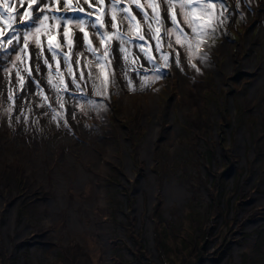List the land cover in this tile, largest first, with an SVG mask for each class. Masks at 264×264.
Segmentation results:
<instances>
[{
  "label": "rangeland",
  "instance_id": "obj_1",
  "mask_svg": "<svg viewBox=\"0 0 264 264\" xmlns=\"http://www.w3.org/2000/svg\"><path fill=\"white\" fill-rule=\"evenodd\" d=\"M148 1H144L145 6L142 0L138 3L143 6L149 17L152 32H156L158 24L152 19L154 14L150 12ZM217 1L223 5L221 14L226 20L222 19L219 23L216 9H207L214 13L211 26L206 27L200 34L192 33L185 24L184 17L177 10V25L183 29L184 33L181 35L176 30V26L172 24V11L169 10V19L163 27L165 30L171 29L172 33L169 35L166 32L165 35L159 36L155 47L156 53L151 52L150 48L153 46L147 39L131 42V44H136L143 55L149 53L150 61L151 56H155L162 60L165 66L162 70L152 61V65L147 66L141 55L131 53L132 69L139 71L140 74L137 86L134 84V79H126L122 71L114 66V58L104 55L105 49L101 48L99 36L106 32L105 29L98 25L94 28L92 41L94 42L93 48L97 51L92 54L102 59L98 64H94L102 74L104 86H98L97 76L91 75L92 93L87 92L84 87L79 88L80 94H70L69 91L73 90L68 89V98L70 103L74 104L75 109L71 113L65 111L62 120L68 122L81 119L85 125L92 128V135L95 139H101L108 145L112 162L105 161L100 152L97 157L89 151L83 153L87 169H92L89 167L97 164L107 163L102 168V172L105 173L100 175L105 188L104 197L101 200V205L104 204L102 218L101 208L95 204L72 205L74 211L85 209L83 211L84 223L83 225H77V223L63 229L67 219L45 216L41 211L42 194L31 191L27 179L12 178L8 168L4 167L3 173L0 170L2 209H5L10 202L8 193L13 190L17 191L14 230L17 231L18 227L24 223H28L32 228L20 240L13 242L10 251L3 243V236L0 233V264H22L23 261L25 264H67L68 259L70 264L74 261L77 264L78 261L84 264L87 263L89 256L91 259V261L88 260L89 264H142L140 263L142 256L146 261L149 259V264H264V80L257 85L254 93L251 89L254 81L262 77L263 70L250 72L241 68L239 64L233 70L232 75H229L224 65L227 56L231 54H236L237 59L240 60L245 56V45L241 46L239 51L236 46L239 41L243 40L245 44L248 39L252 41L249 51L252 52L253 58L258 64L264 63V34H261L259 30L260 19L258 18V14H264V6L258 4L254 7L250 4L254 22L256 21L252 26L251 22L244 18L238 4L234 5L230 0ZM130 3L131 8L116 7L115 13L113 7L110 9L108 17L111 20L113 14L120 19L127 15L126 12L119 11L120 9H128L136 17L134 21H131V25L129 20H123L121 27L115 28L116 34L120 29L132 32L133 27L138 24L137 16L132 9L137 7V1L130 0ZM212 3L215 4V0H212ZM44 6L46 8L51 6L50 0L44 1ZM159 12L160 17L163 18L162 9ZM50 16L46 10V15L40 18L44 20L43 26L37 23L33 24L31 29L26 28L23 38L16 43L17 48L10 49L12 50L10 56V50L0 54V131H4L5 136L0 144L6 143L0 145V151L8 147L12 149L23 146L22 143L17 145H10V143L15 142L16 125L22 123L20 118H14V99L17 91H22V88H19L21 77L23 83L28 80L24 70L25 32L31 33L28 36V42L33 44V52L40 53L44 62L47 60L46 53L61 52L63 62L72 70L71 57L74 52L65 49L67 48L66 42L76 40L79 36L84 40L86 26L91 22L87 18L77 19L76 16H67L62 19ZM231 19L233 23H230ZM80 20L85 21L83 32L80 30ZM57 25L59 27L52 29ZM66 26L67 39H65ZM37 27H40L39 47L36 44L35 29ZM68 27H76L77 30L69 32ZM221 27L226 28L228 34L231 33L229 37L234 42L233 49L224 50L222 47L224 36L221 33ZM56 30L62 34L61 42L53 51H49L46 36ZM177 39L180 43H177ZM161 49L167 52L163 53ZM200 49L203 51L206 49L207 55ZM170 51H175L177 58H173V53ZM183 59L188 62L187 66H184ZM193 64L196 67H193ZM46 68L51 71L50 73L47 70L46 75L52 78H48L47 82L53 83L56 77L52 74V69H57L58 73H61V70L50 60H47ZM110 71L113 72L114 79L109 78ZM183 73L187 81L181 85L180 77H183ZM197 74L201 77L196 78ZM219 75L224 79L222 85ZM13 80L19 85L9 87L5 93L2 84L9 86ZM105 81H107L106 84ZM140 89L145 102L148 101L149 96L154 97V91L159 89L156 97L157 110L147 114L143 110L140 114L132 112L126 114L121 109L122 94L120 92L130 93L131 96L133 94V99L136 100ZM104 93L108 94L103 95ZM190 93L191 96H189ZM110 94L113 98L112 102ZM9 96L13 98L9 99ZM28 96L38 108L44 105L38 89L35 92H29ZM26 97L23 96V99ZM92 99L98 101L95 109L100 111V115L102 110L105 114L107 113L106 118L101 117L103 120H99L97 115L90 116L92 105L89 101ZM230 99L233 100L235 112L232 111ZM182 100L187 105L185 111H183ZM112 103L114 106L111 108ZM25 115L27 116L24 118L25 125L32 126L36 123V116H39V113L27 111ZM14 119L16 120L15 125H13ZM200 120L203 124L199 127ZM231 121L233 124L229 128ZM153 122H156L157 128H155V138L151 148V162L146 157L138 156V147L144 144ZM225 124L228 128L224 131ZM248 127L249 130H247ZM242 128H245L242 140L246 163L237 170L235 180L232 182V174L229 172L230 165H239L242 158L239 159L242 144L236 142L237 131ZM230 129L231 143L220 145V139L225 141V132ZM89 138L86 139L87 142ZM122 140H127L129 143L124 144ZM87 142L86 145H88ZM26 147L29 151L33 150L30 144H26ZM124 148L127 149L132 161L130 165L132 176L126 172ZM219 148L221 152H218ZM67 152L72 154L70 150ZM60 154V150H55L50 154L53 159L50 158L49 162L44 160L47 164L43 171L47 175L54 171L53 167L56 160L60 158ZM39 155L45 159L48 158L46 153ZM224 157L229 158L230 162L220 166ZM249 157L251 158L250 166ZM202 159L206 164L203 178L200 181L199 169ZM81 161V156H77L75 162L84 163ZM60 167H65V165ZM242 170L243 174L240 175L239 171ZM172 173L176 175L178 182L182 181L184 190L188 191V196H182L184 201L181 205L176 197L168 198L163 189L164 180L169 181ZM18 175L24 176L21 172H17L16 176ZM150 175L158 177L157 198L151 211L149 208L150 190L147 188L152 182ZM143 179L145 188L138 193V187ZM250 179H252L251 183ZM13 180L16 182L15 186L10 182ZM91 181L86 180L81 193H77L73 185L68 188L67 193L83 197L79 199L94 201L99 195L93 197L95 192ZM175 191L180 192L179 189ZM139 199L142 209L134 213ZM249 200L252 202L251 208L246 204ZM231 206L232 209H230ZM5 216L3 213L0 214V228L6 222ZM49 219L51 223L45 226ZM221 219L222 223L218 224L217 221ZM49 228L54 233L48 234ZM134 230L135 236L132 235ZM71 236L75 237V240ZM76 241L83 245L85 252L80 248L82 254L76 250ZM139 249L144 252L143 255L138 251Z\"/></svg>",
  "mask_w": 264,
  "mask_h": 264
},
{
  "label": "bare ground",
  "instance_id": "obj_2",
  "mask_svg": "<svg viewBox=\"0 0 264 264\" xmlns=\"http://www.w3.org/2000/svg\"><path fill=\"white\" fill-rule=\"evenodd\" d=\"M48 1V0H47ZM234 5L238 4L240 10L242 11L244 18L246 21L251 22L252 26L255 25L256 21L254 22L253 13L250 8V4L254 5V7L258 4L261 6H264V0H230ZM138 2V0H137ZM159 9H162L163 14V25L166 24L168 17V12H164V8L167 7L166 4L159 2ZM215 9L218 17V22L226 20L222 12L221 5L217 0H215ZM27 13H29L28 8H24ZM236 10V7H235ZM133 11L137 16V20L140 22V28L145 31L147 37L152 41V46L155 47L157 45L156 38H153V34L157 36L156 33L150 34L149 32V24L150 20L149 17L147 20L144 18L145 10L142 8L133 7ZM165 13V14H164ZM161 14V13H160ZM258 18L260 19V32L261 34H264V14H258ZM113 21L108 18L105 30L113 34V39L111 40L113 42L112 48H110V51H108V56L111 58H114V66L118 67L119 70L122 71L124 77L126 79H134L136 86L138 85V76L139 71H136L135 69H132L133 66H131L130 63V55L131 53L135 52L138 55H141L143 58L144 64L150 65L149 56L143 55L142 51L136 47V44H131L126 42V40L123 44L120 43V40L115 38L117 35L114 32V28L111 27V24ZM117 23L121 25V19L117 18ZM230 23H233V20H230ZM91 23L88 24L87 27V34L88 38L91 41V45L93 47L94 42L92 41V32L94 30L93 27H91ZM226 25V24H225ZM221 33L224 36L223 45L222 47L225 49L230 48L233 49L234 42L231 41V39L228 36V30L225 28L223 29L221 27ZM163 35H165V32H163ZM121 37V36H120ZM246 43L243 44V40L239 41L237 43L236 48L238 47V51L241 46L245 45V56L240 60L237 59L236 54H231L227 56L226 60L224 61V65L226 68V72L229 75H232L233 70L240 64L241 68L246 69L250 72L257 71L258 69L263 70L262 77L257 78L254 83L251 85V89L254 93L255 88L257 85L264 80V63L258 64L256 60L253 58L252 52L249 51L250 45V39L245 41ZM256 43V41H255ZM68 50H72L74 52V55L71 57L72 62V70L76 71V75L79 77L80 83L83 85V87L88 86L89 93L93 92V86L90 82V76L96 75L97 76V82L98 86L103 87V77L102 74H100L99 68L95 64H98V62H101V58H96L92 54V52L87 51L88 44L85 42V39L82 40V37H77L76 40H71V42H66ZM77 46V47H75ZM75 48V51H74ZM66 50V51H68ZM203 51L202 49H200ZM223 50V53H224ZM56 54L53 55V52L46 53V59L50 60L51 62L55 63L56 67L61 70V73L63 77L58 73L57 71H54L52 74L55 75L56 79H53L54 82L50 83L47 82L49 77L46 75V71L48 70L50 73L51 71L46 68V63L42 60L40 53L34 52V54H31V63L34 68V71L36 73L37 82H39L41 85H43L46 88L47 96L49 105L47 102L43 101L44 105L42 107H37L36 103L29 98L28 94L29 92H35L36 87L33 82L28 80L27 82H24L23 84V93L17 95L15 97L14 102V114L15 119L20 118L22 120V123L19 125H16L14 129L15 133V142L10 143V145H17L22 143L23 146L21 148L15 147V148H6L4 151H0V170L2 173L5 171L4 167H7L10 171V175L13 177L17 172H22L23 175L26 176L28 187L31 191L40 192L43 196L42 202H41V211L42 213L47 216L48 218H55V217H61L63 220L67 219L66 226L63 229H66L67 226H74L76 225H83L84 223V213L83 210L81 211H74V208L71 207L72 205H79V204H95L101 208V218H102V209H104V204L101 205V200L104 197L105 188L103 186V181L100 177L101 174H104L105 172H102L103 166H106L107 163L103 164H97L93 167H89L92 169H87L85 166V158L83 153L91 152L95 157L100 153L103 154V158L105 161L110 160L112 162V156L109 155V148L105 141H102L101 139H95L92 135V128L88 125H85L84 122L79 120H69L68 122H65V120H62V115H64L65 111H68V113H71L75 107L73 103H70L69 100V94L65 91L67 89H72L74 92H76L79 87L77 85V82L74 81V79L70 78L71 74V68L63 62V55L61 52L54 51ZM173 53V58L176 57V53L173 51H170ZM103 53V51L101 52ZM203 53L206 54V49L203 51ZM226 54V51H225ZM207 55V54H206ZM206 59H209L208 57L204 56ZM62 60V63H61ZM100 60V61H99ZM210 61V60H209ZM184 66L188 65V62L186 59H183ZM95 63V64H94ZM138 72V73H137ZM68 75V76H67ZM217 75V74H216ZM183 77H180L181 85H183L184 82L187 81L186 78H184V73L182 74ZM201 77V75L196 76V78ZM52 79V78H51ZM219 79L221 81V85L224 83V79L221 75H219ZM116 81V79L114 80ZM126 82V81H125ZM137 82V83H136ZM193 83V81H190ZM195 83V82H194ZM15 84L19 85L18 82L16 83L15 80H13V83L11 85L2 84L4 92L9 87L14 86ZM197 85V84H196ZM21 87V84L19 85V88ZM158 90L154 91V97L149 96L148 101L145 102L143 97L141 96V89L137 92V99H133V94L131 96L130 93L120 92L122 96L120 97V105L123 112L127 113H136L140 114L141 110H143L146 114L148 112H154L157 110L158 103L156 102V97L158 96ZM6 93V92H5ZM103 95H106L105 93ZM192 94L190 93L189 96ZM23 96H27L26 99H23ZM39 96H37L38 98ZM198 97L201 98V95L198 94ZM42 100V99H41ZM200 101V99L198 100ZM91 117L96 116L99 118V120H103L101 117H105L107 113L105 114V111H96L95 105L98 104V101L95 99H92L91 101ZM185 101L182 100L183 104V111H185L187 105H185ZM21 107L23 109L21 110ZM25 110V111H24ZM27 111H32V113H39V116H36V123L32 126H27L24 123V118L27 117L25 113ZM144 116V115H143ZM34 118V117H33ZM14 119L13 125H15L16 120ZM105 120V119H104ZM137 123V120H136ZM156 122L151 123L150 130L147 134V137L145 139L144 144L140 145L138 147V156L140 155V158H145L147 160H151V148L153 146V141L155 138V126ZM203 122L200 120L198 123V126L200 127ZM133 125V124H132ZM118 128V126H116ZM2 128V127H1ZM6 128V127H4ZM249 130V127L247 128ZM245 128H242L240 131L237 132V142L241 143L242 146L243 140L242 135L244 134ZM243 133V134H242ZM89 135V136H88ZM204 136V135H203ZM13 137V135H12ZM88 139L87 142V138ZM4 131H0V141H4ZM29 141V143H27ZM123 141V140H122ZM86 142L88 145H86ZM123 143H129V141L125 140ZM6 143H2L0 145H5ZM26 144H30L33 147V150L29 151L26 147ZM242 149V148H241ZM60 150V160L62 161L63 165L65 167H57L55 170L47 175L43 171V168L46 166L47 162H44L45 158H43L39 154H48V162L49 159L52 158L50 154H52L53 151ZM67 150H70L72 152L69 153ZM39 154H38V153ZM221 152V149L219 148V151ZM253 153H255V149H253ZM3 154V155H2ZM33 155V157L31 156ZM83 155V156H82ZM10 156V157H8ZM77 156H81V162L84 163H77L75 162V159H77ZM114 158V157H113ZM137 159H140L136 157ZM53 159V158H52ZM124 160L126 164V172L129 174V176H132L130 165H132V161L130 156L127 153V149L124 148ZM39 162V163H37ZM152 162V160H151ZM205 161L202 159V165L200 167V181L203 178V172H204V166ZM263 165V164H262ZM57 169V170H56ZM64 169V170H62ZM75 169V170H74ZM150 172V171H148ZM102 176V175H101ZM164 176H166L164 174ZM150 178L152 182L147 187L150 190V201H149V207L151 208L153 206L154 201L156 200V194H157V180L158 177L156 175H150ZM205 179V176H204ZM86 180H89L94 185V192L95 197L96 195H99L97 199H94V201L87 199H79V197L82 196H74L70 194V192L67 193L68 188L73 185V188L77 193H81V189L84 188ZM9 182V181H8ZM13 183V186H15L16 182L15 180L10 181ZM249 182H252V179L249 180ZM143 188H145V182L144 179L142 183L139 185L137 192L139 193ZM164 192L166 193V196L168 198L176 197L177 202L181 205L184 201V196H188V191L184 190V187L182 186V181L176 180V175L172 173L171 178L169 181L166 179L164 180L163 184ZM179 189L180 192H176L175 190ZM66 190V191H65ZM181 193V194H180ZM17 191L13 190L8 193V196L10 198V202L5 207V209H2L3 206V198L0 197V214H5V224L3 227L0 228V233H2V241L5 245H7V250L10 251L12 248L13 242L20 240L23 236L27 234V232L32 228L31 225L28 223H24L18 227V230H14V216H15V202H16V195ZM182 197V198H181ZM83 198V197H82ZM181 198V199H180ZM183 199V200H182ZM251 200H249L246 204L247 206H250ZM102 206V207H101ZM72 208V209H71ZM84 208V207H83ZM90 209V208H89ZM95 207L93 208V210ZM141 207V201L138 200V203L136 205L134 212H139ZM139 210V211H138ZM90 213V211H89ZM95 215V214H94ZM103 222V221H102ZM51 223V219L47 220L45 223V226H48ZM48 232V230L46 231ZM54 233L49 228V232ZM50 237H54L53 235H49ZM71 238L75 240V237ZM74 242V241H73ZM42 243V242H41ZM71 245V244H70ZM83 248V245L80 244V242L76 241V250L78 253H81V249ZM85 252V250H84ZM84 254V253H83ZM87 256H89L87 254ZM88 260L91 261L90 256L87 259V263L89 264ZM69 263V259L67 264ZM77 264L76 261L72 262L71 264ZM22 264H25L23 261ZM70 264V263H69ZM78 264L80 262L78 261Z\"/></svg>",
  "mask_w": 264,
  "mask_h": 264
},
{
  "label": "snow or ice",
  "instance_id": "obj_3",
  "mask_svg": "<svg viewBox=\"0 0 264 264\" xmlns=\"http://www.w3.org/2000/svg\"><path fill=\"white\" fill-rule=\"evenodd\" d=\"M34 2L38 3L39 0H34ZM59 2L64 5L65 10H68L71 7L66 2V0H59ZM85 2H87V0H85ZM160 2L167 5V7L164 8L165 13H167L169 10L172 11V17H171L172 24L176 26V30L179 31L181 35H184V33H183V29L179 28V25H177V20H176L177 10H179V14H181L184 17L185 24L191 29L192 33H194V34H200V33L204 32V29L206 27L211 26V18L214 15V13L207 11V9L215 8L216 5L212 3V0H160ZM0 6H3L6 9L10 7V5H7V4L0 5ZM136 6H137V8H140L141 10L143 8V6L141 4H139L138 2L136 3ZM148 6L151 7L153 9V12H154L152 19H154L156 21V23L159 24L160 26H163V20L161 19L160 12H159L160 5L157 3H149ZM77 7H79V5H77ZM112 7H113L114 13H115L116 5L113 4ZM221 7H223V5H221ZM119 11L127 13L126 16L121 18V24L123 23V20L127 19V20H129V23L131 25V21H134L136 19V17L133 16L132 13L128 9H120ZM3 18H4V14L0 13V20H2ZM144 18H145V20L148 19V15L146 12L144 13ZM45 19H48V17H45ZM57 19H62V18H57ZM99 19L100 18H98V20ZM116 19H117L116 15L113 14L112 15L113 23L111 24L112 28H118L119 27V25H117L115 23ZM7 20H8V27L11 28L12 27V16L8 15ZM29 21H31L33 24L38 23L40 26L44 25V20H41L38 16L33 15L31 12L27 13L21 22L27 23ZM84 23H85L84 20L79 21L80 30L82 32L84 31ZM91 27L97 28V24L93 23L91 25ZM103 27H104V24L101 21L100 22V28H103ZM97 32H99V29H97ZM149 32H150V34H152L151 24H149ZM166 32H167V34L171 35L172 30L166 29ZM39 33H40V27H37L35 29V34L37 36L36 44L38 47L40 46ZM30 34L31 33L28 31H26L24 34L25 48H27L28 36ZM65 34H66L65 39H67V27H65ZM113 38L114 37H113L112 33L104 32V33L100 34V36H99L100 44L104 45L105 40L111 41ZM115 38L119 39L121 44H123L125 42L122 37L117 36ZM153 38H157V37L153 34ZM14 39H15V36L8 39L7 44H12ZM84 39H85L86 43L88 44L87 51L93 52L95 54L97 49L92 47L91 41L88 38L87 32L84 33ZM139 39H144V36L140 35ZM177 43H180L179 39H177ZM169 46H171V45H169ZM49 51H53L51 46L49 47ZM55 54L56 53L53 51L54 56H55ZM104 55H108L107 48H105ZM18 59H19V57H18ZM45 63H47V60L45 61ZM189 63H191L190 60H189ZM192 66L196 67L194 64ZM197 70H199V69H197ZM157 71H159V70H157ZM18 75H19V73H18ZM157 78H159V77H157ZM106 83H107V81H105V84ZM129 83H131V81ZM21 85H23V78L22 77H21ZM12 98H13L12 96H9V99H12ZM89 103H92V102L89 101ZM9 111H11V109H9Z\"/></svg>",
  "mask_w": 264,
  "mask_h": 264
},
{
  "label": "flooded vegetation",
  "instance_id": "obj_4",
  "mask_svg": "<svg viewBox=\"0 0 264 264\" xmlns=\"http://www.w3.org/2000/svg\"><path fill=\"white\" fill-rule=\"evenodd\" d=\"M231 34V33H230ZM230 34H228V36H230ZM230 38V37H229ZM230 105H232V111L233 112H235L234 111V103H233V100L232 99H230ZM227 124V123H226ZM226 124L224 125V131L228 128V125L226 126ZM232 121H231V125H229V128H230V126H232ZM240 131V130H239ZM238 132V131H237ZM226 134H227V137H226ZM224 139H225V141L224 140H222V139H220V145L222 144V143H224V144H226V145H229L230 143H231V140H232V136H231V129L229 130V131H226L225 132V136H224ZM226 142V143H225ZM236 142H237V140H236ZM241 144V143H240ZM219 146V145H218ZM241 148L242 149H240L241 150V155H239V159H240V157H242L241 158V165H240V162H239V165L238 164H235V165H230V169H229V172H230V174H232V182L235 180V174H237V170L240 168V166H242L243 164H245L246 163V155H245V151H244V146H242L241 145ZM32 157H33V155H31ZM44 157H46V155H44ZM47 159V158H46ZM45 159V160H46ZM60 158H58L57 160H56V163H55V166L53 167V169L55 170V168H57V167H60L61 165H63V163H61L60 164ZM229 162H230V159L229 158H227V157H224L223 158V160L221 161V164H220V166H222V164L223 163H226V164H229ZM243 162V163H242ZM250 162H251V158L249 157V166H250ZM247 166H248V163H247ZM43 169H45V168H43ZM246 171H244V173H245ZM22 173V172H21ZM23 174V173H22ZM239 174L240 175H242L243 174V170L240 172L239 171ZM223 176H224V174H223ZM12 177V176H11ZM24 178L25 180H26V176L24 175V176H21V175H18V176H16V174H15V176H13L12 178ZM233 185V184H232ZM149 200H150V197H149ZM230 206V205H229ZM230 209H232V206L230 207ZM135 213V212H134ZM218 217H220V216H218ZM218 224H221L222 223V219L221 220H218ZM143 261L145 262L146 261V259L145 258H143Z\"/></svg>",
  "mask_w": 264,
  "mask_h": 264
},
{
  "label": "trees",
  "instance_id": "obj_5",
  "mask_svg": "<svg viewBox=\"0 0 264 264\" xmlns=\"http://www.w3.org/2000/svg\"><path fill=\"white\" fill-rule=\"evenodd\" d=\"M220 217H221V216H220ZM226 222H227V221H226ZM226 222H225V223H226ZM217 223H219V222L217 221ZM132 235L135 236V230H134V232H133ZM138 251L141 252L142 255L144 254V252H143L141 249H139ZM143 258H144V256L141 257V259H140L141 262H140V263H142V264H149V263H150V262H149V259H148L147 261L144 262V261H143Z\"/></svg>",
  "mask_w": 264,
  "mask_h": 264
},
{
  "label": "water",
  "instance_id": "obj_6",
  "mask_svg": "<svg viewBox=\"0 0 264 264\" xmlns=\"http://www.w3.org/2000/svg\"><path fill=\"white\" fill-rule=\"evenodd\" d=\"M150 201V200H149ZM150 208V207H149ZM152 210V208H150V211Z\"/></svg>",
  "mask_w": 264,
  "mask_h": 264
}]
</instances>
